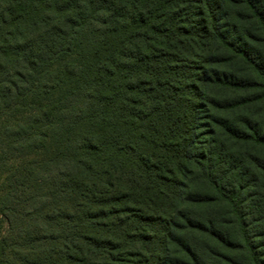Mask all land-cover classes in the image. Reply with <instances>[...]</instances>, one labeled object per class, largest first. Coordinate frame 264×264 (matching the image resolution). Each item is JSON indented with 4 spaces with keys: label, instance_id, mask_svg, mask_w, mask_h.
Here are the masks:
<instances>
[{
    "label": "trees",
    "instance_id": "16d2710c",
    "mask_svg": "<svg viewBox=\"0 0 264 264\" xmlns=\"http://www.w3.org/2000/svg\"><path fill=\"white\" fill-rule=\"evenodd\" d=\"M0 264H264V0H0Z\"/></svg>",
    "mask_w": 264,
    "mask_h": 264
}]
</instances>
